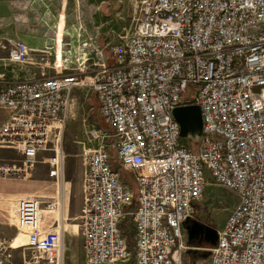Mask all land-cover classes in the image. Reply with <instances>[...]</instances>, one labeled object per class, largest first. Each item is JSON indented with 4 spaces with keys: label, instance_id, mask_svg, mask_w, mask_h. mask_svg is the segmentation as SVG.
Here are the masks:
<instances>
[{
    "label": "built area",
    "instance_id": "2783aa9c",
    "mask_svg": "<svg viewBox=\"0 0 264 264\" xmlns=\"http://www.w3.org/2000/svg\"><path fill=\"white\" fill-rule=\"evenodd\" d=\"M134 13L120 30L114 19L83 29L75 57L66 42L51 77L9 81L0 73L8 111L0 149L22 157L12 167L0 162V172L43 163L63 189L69 107L74 92L88 88L111 131L84 153L85 264H189L185 223L208 176L239 198L209 264H264V0H135ZM102 33L111 36L105 45ZM9 47L3 66L30 62L24 41ZM189 105L201 109L197 149L173 116ZM63 205L61 193L19 198L9 224L26 241L0 236V264H64L65 229L42 214Z\"/></svg>",
    "mask_w": 264,
    "mask_h": 264
},
{
    "label": "rangeland",
    "instance_id": "374dc122",
    "mask_svg": "<svg viewBox=\"0 0 264 264\" xmlns=\"http://www.w3.org/2000/svg\"><path fill=\"white\" fill-rule=\"evenodd\" d=\"M103 1H105L103 4L107 5L104 8L105 13L114 14L117 11L119 14L116 15L118 21L115 26L116 30L121 29L123 19L128 23V19L135 14V0H9L10 20L6 17L4 20L0 7V70L6 73L7 80L16 81L27 79L30 76L51 77L56 74L59 69L57 66L65 57L66 42L71 43L70 55L75 57L79 52L78 35L98 13L97 8ZM2 2L3 0H0V4ZM6 20L10 22L9 27L3 23ZM61 26L66 32L62 37V47L57 44ZM8 31L13 41L23 39L27 44L30 56L28 64L2 65L8 63L5 59L10 48L9 42L7 39L6 41L2 39L3 33ZM105 41L106 38H103L100 44L105 45ZM107 56L111 59L109 51H107ZM0 113H3V116H0L1 125L6 119L7 110L0 107ZM102 130L111 131L101 118L95 95L88 88L76 90L70 103L68 120L63 132V150L66 154L63 189H58L41 171L45 168L43 163L36 170L17 174L0 172V236L16 238L17 230L14 225L9 224V220L14 217V206L19 198L58 196L61 193L64 197V205L55 212L44 214V223L51 225V217H59L60 224L65 229L64 264H85L83 240L79 230L83 199L81 181L84 170V153L90 148L99 146L101 141L95 137ZM184 139L192 148H198V142L195 140ZM44 155L39 159L43 160ZM21 160L22 157L16 151L0 149V162H9V166L12 167L15 163L19 165ZM208 177L210 183L202 198L194 203L192 220L218 233L239 204V198L235 192L214 184L211 176ZM8 199H14V204L6 205ZM193 222L187 224L189 227L186 226V234L191 247L187 253L196 251V249L202 250L199 247L201 238L203 240L201 243L208 248H205L206 251L202 253L199 264H208L211 249L216 245L218 237L211 234L212 232L208 229H194ZM187 262L194 264L189 260Z\"/></svg>",
    "mask_w": 264,
    "mask_h": 264
},
{
    "label": "crops",
    "instance_id": "0c3cea01",
    "mask_svg": "<svg viewBox=\"0 0 264 264\" xmlns=\"http://www.w3.org/2000/svg\"><path fill=\"white\" fill-rule=\"evenodd\" d=\"M103 3H105V1H103L100 5H99V7L97 8V10H98V13L95 15V16H93L92 17V20L90 21V23L86 26L87 28H89V29H93L94 28V23L95 22H99V23H104V22H107V23H110V21H111V19H114V21H113V26H114V28L116 29V25H117V23H118V21L116 20V15H119L118 14V12L117 11H115V13L114 14H111V12H109V14H107V13H105L104 12V8L107 6V5H105V4H103ZM0 7L2 8L1 9V11H2V13H3V18H4V20H5V17L6 18H8V20H10L9 19V16H10V2H9V0H3V2L0 4ZM8 20H6V21H4L3 23H6L7 25H8V27H9V21ZM121 24H123V21L121 22ZM59 31H60V33H59V35H58V41H57V44L60 46V47H62V37L66 34V32L64 31V27H60V29H59ZM3 38L2 39H5V41H6V39H7V41L8 42H12L13 40L11 39L12 38V36H11V34H10V32L8 31V32H4L3 33V36H2ZM103 38H106V41L105 42H107L108 40H110L111 39V36H110V34H107V33H102L100 36H99V39H98V41H99V43H100V41L103 39ZM14 39V38H13ZM19 40H22L23 41V39H19ZM4 42V41H3ZM106 44V43H105ZM61 50H62V48H61ZM0 69H1V64H0ZM0 73L2 74V73H4V72H2L1 70H0ZM5 74V78L7 79V75H6V73H4ZM7 76V77H6ZM31 77V76H30ZM29 77V78H30ZM1 115L0 116H3V113H0ZM7 114H8V111H7ZM5 115V114H4ZM7 117V116H6ZM1 118V117H0ZM43 154H46V153H43ZM65 166H66V161H65ZM64 175H65V168H64ZM64 182H65V179H64ZM81 183H82V181H81ZM66 184H67V182H66ZM14 199H8V201H7V204L6 205H11V204H14ZM42 214L44 215V214H49V212H42ZM197 224L198 223H194L193 222V227H194V229H197V228H199L200 226H197ZM26 239V236L25 235H23V234H21V235H18L17 236V238L15 239V241L16 242H23L24 240ZM200 244L199 245H201V246H199V247H201L202 248V250L201 249H199L198 251H195V250H193L192 252H190V253H187V256H186V259L187 260H189L190 262H193L194 264H199V260L200 259H202V253L203 252H205L206 251V249L208 248V247H205L201 242L203 241L201 238H200ZM206 248V249H205ZM210 258H211V255L209 256V260H208V264H209V261H210Z\"/></svg>",
    "mask_w": 264,
    "mask_h": 264
},
{
    "label": "water",
    "instance_id": "95a60500",
    "mask_svg": "<svg viewBox=\"0 0 264 264\" xmlns=\"http://www.w3.org/2000/svg\"><path fill=\"white\" fill-rule=\"evenodd\" d=\"M173 116L180 125L181 136L198 142L202 135V116L200 107L198 105L181 106L173 111ZM191 221L193 222L192 219L186 221L185 225L189 227L187 224ZM197 226H200L199 228L202 230L208 229L200 224H197ZM208 231H211V234H214V236L217 235L215 230L208 229Z\"/></svg>",
    "mask_w": 264,
    "mask_h": 264
},
{
    "label": "bare ground",
    "instance_id": "6f19581e",
    "mask_svg": "<svg viewBox=\"0 0 264 264\" xmlns=\"http://www.w3.org/2000/svg\"><path fill=\"white\" fill-rule=\"evenodd\" d=\"M43 212H48L47 210H44ZM61 218H63V216H61ZM63 220V219H62ZM17 238V237H16ZM15 238V239H16ZM25 241H26V239L23 241V242H16V241H14L15 242V244H17V246H21V245H23V244H25Z\"/></svg>",
    "mask_w": 264,
    "mask_h": 264
},
{
    "label": "flooded vegetation",
    "instance_id": "af4514ba",
    "mask_svg": "<svg viewBox=\"0 0 264 264\" xmlns=\"http://www.w3.org/2000/svg\"><path fill=\"white\" fill-rule=\"evenodd\" d=\"M195 231V230H194Z\"/></svg>",
    "mask_w": 264,
    "mask_h": 264
}]
</instances>
